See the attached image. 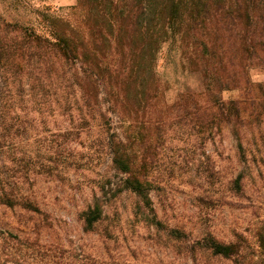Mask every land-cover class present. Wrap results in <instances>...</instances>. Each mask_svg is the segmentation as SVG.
<instances>
[{"label":"trees","instance_id":"trees-1","mask_svg":"<svg viewBox=\"0 0 264 264\" xmlns=\"http://www.w3.org/2000/svg\"><path fill=\"white\" fill-rule=\"evenodd\" d=\"M26 1L0 0V207L46 220L39 180L93 170L96 189L78 213L84 231L101 226L112 237L119 221L112 201L125 193L134 215L178 253L264 264V212L252 207L248 234L234 230L226 241L208 230L191 237L159 218L147 180L158 146L184 118L199 144L232 131L231 150L244 159L243 101L223 93L250 86V72L264 70V0H78L82 24L50 12L21 18ZM166 44L185 77L171 102L159 65ZM57 121L66 124L55 133L49 124ZM75 142L84 151L78 156ZM225 188L249 198L243 172ZM0 233L21 244L16 234ZM14 248L2 251L0 264L24 259Z\"/></svg>","mask_w":264,"mask_h":264},{"label":"rangeland","instance_id":"rangeland-1","mask_svg":"<svg viewBox=\"0 0 264 264\" xmlns=\"http://www.w3.org/2000/svg\"><path fill=\"white\" fill-rule=\"evenodd\" d=\"M18 9L24 19L33 20L38 12H50L70 24H82L84 20L78 0H27ZM164 49L159 65L169 81L167 98L171 102L185 77L178 58L172 62L169 57L171 47L166 44ZM250 80L251 85L241 91L223 93L226 100L232 97L243 101V122L238 132L244 146L243 160L234 155L232 131L199 144L194 140L196 130L191 131L186 125L188 118H184L178 133L168 132L169 137L158 146L148 168L147 180L159 218L181 226L191 237L208 230L226 241L234 230L248 234L255 221L252 207L258 214L264 212V70L253 69ZM65 124L57 121L49 127L58 133ZM73 147L75 156L84 153L78 142ZM239 172L244 173L249 198L226 191L227 182ZM120 175H115L114 182ZM97 179L96 172L87 169L71 172L63 181L40 179L36 193L39 206L49 213L46 220L19 207H0V229L21 238V244L16 246L15 239L0 233V263L4 261L3 250L11 252L17 247L24 259L7 264H233L230 260L191 256L184 249L178 253L134 215V201L125 193L112 201L113 209L119 211L112 237L103 235L101 226L84 231L78 213L91 201Z\"/></svg>","mask_w":264,"mask_h":264}]
</instances>
